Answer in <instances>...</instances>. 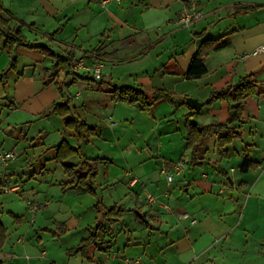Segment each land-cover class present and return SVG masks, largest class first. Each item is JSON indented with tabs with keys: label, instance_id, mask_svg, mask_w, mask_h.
Instances as JSON below:
<instances>
[{
	"label": "crops",
	"instance_id": "0c3cea01",
	"mask_svg": "<svg viewBox=\"0 0 264 264\" xmlns=\"http://www.w3.org/2000/svg\"><path fill=\"white\" fill-rule=\"evenodd\" d=\"M0 6L10 28L53 54L17 47L11 58L0 33V74L7 71L2 103L19 116L26 132L24 139L17 137L26 143L17 141L8 151L17 155L15 161L0 165V179L11 183L25 169L46 178L51 187V193L32 205L34 228L22 220L6 227L0 219L6 231L0 264H264V51L252 54L264 46V0H0ZM186 10L197 17L181 26L177 19ZM200 49L205 50L207 71L188 79L186 71ZM68 52L73 62L57 68L55 58ZM11 59L14 68L9 70ZM246 76L256 81L255 93L243 100L240 115L229 122L233 103L208 99L213 91ZM61 77L87 81L83 87L90 95L102 92L114 109L111 117L122 105L113 100V92L123 87L141 89L148 97L165 90L173 101H156L149 112L136 106L149 115L153 127L143 142L125 145L149 148L138 156L134 147L124 157L121 145L118 165L112 153L100 151L94 157L88 152L92 137L66 141L63 119L44 115L68 96V106L76 108L81 94L72 98L59 88L65 81ZM93 78L101 83L91 86ZM188 97L203 104L199 112L185 104ZM86 102L80 100L81 106ZM38 123V135L28 139ZM187 123L221 127L193 155L187 147ZM118 127L109 122L107 133L101 129L104 146L123 144L117 142ZM226 135L230 141L223 145ZM61 141L80 151L64 164L80 172L85 170L82 162L95 164L94 194L72 183L56 160ZM245 159L257 165L241 172ZM123 163L130 171H124ZM4 191L19 193L20 187L14 184ZM97 205L98 210L116 206L125 213L110 223L98 215ZM182 213L196 223L180 220ZM99 221L98 245L85 254L69 253Z\"/></svg>",
	"mask_w": 264,
	"mask_h": 264
},
{
	"label": "rangeland",
	"instance_id": "374dc122",
	"mask_svg": "<svg viewBox=\"0 0 264 264\" xmlns=\"http://www.w3.org/2000/svg\"><path fill=\"white\" fill-rule=\"evenodd\" d=\"M92 80L93 82L88 81L90 82L91 86H96V84L101 83L100 79L93 78ZM61 81H64V83L61 84L63 90L71 94L70 96H72V98L74 94H81V96L75 100L76 108L74 109L73 113L75 117H78L85 124L83 127L79 125L77 128L65 127V125H63L64 128L61 130L62 137L65 139L67 138L66 141L68 139H74V142H87L86 140L92 137V140L90 141L91 143L88 145V152L93 153L92 155H95L94 157L101 155L100 151L102 153H112L114 156V163L120 165L122 163V161H120V159L122 160V154H119L117 151L120 149V146H123L124 157L127 156V154H129L131 149H133L135 146L133 144V146H126L125 144L130 142H143L144 136L148 134V130L153 127V124L150 123V117L147 113H143L138 109V107L129 105L125 102H121L122 105L120 106L118 105V107L115 109V115L111 117L114 109H112V106L109 107L106 105L108 102L106 96L102 92L97 91H94V93L90 95V91L83 87L87 81L77 80L76 83H73L72 80H67L62 77L60 78V82ZM2 87L3 86L0 84V151L8 152L14 149L17 141L19 143H26L25 140L21 141V139H17L19 135H22L24 139L26 132L24 130V125L18 124L19 122H17L19 116L10 114L8 111L9 107L6 105V103H2ZM82 99H88V102H86L84 106H81L80 104V100ZM70 103H72V100H70ZM70 108L72 109L73 106H70ZM109 122L119 124L117 129L119 141L117 142H123V144L115 146L116 142L114 141L112 142L113 145L104 146L103 141L99 139L100 133H102L101 129L105 128L106 132L104 133H107ZM7 124H10L11 126H7ZM41 125L42 124L40 123L35 125L33 129L27 133V138L29 139L32 136L35 137L38 135L35 131L38 129L40 130ZM136 137H139V139H136ZM140 145L141 146H139V148L135 147L138 156L144 155L145 150L149 148L148 146L142 144ZM68 146L74 151V157H76L80 152L78 146L72 147L69 144ZM46 152L47 149L44 150L45 154H47ZM100 166L105 167V169H107V167L109 168V165L102 164ZM121 167H123L124 171H130L128 170L129 168L125 166V163H123ZM30 174L31 173L23 169V172L21 171L20 173L19 171L18 174H16L15 181L13 180L11 183L7 182L6 184V177L1 176L0 182L2 188L5 187V189H8L14 184H17L20 187V192L22 191L21 193L19 192L14 194L4 191L5 193L0 195V219L6 227H9L10 222L18 224L21 222V220L23 223H25V225L30 224L29 226H31L33 224L31 221H34L36 214V208H33L34 203L37 200H41L43 196L46 195V193H51V187L46 185L44 182V180H47L46 178L41 179L39 174ZM227 186L232 187L230 184H227ZM36 224L37 222H35L32 227L34 228ZM95 244L98 245V242ZM96 253L98 254V249Z\"/></svg>",
	"mask_w": 264,
	"mask_h": 264
},
{
	"label": "trees",
	"instance_id": "16d2710c",
	"mask_svg": "<svg viewBox=\"0 0 264 264\" xmlns=\"http://www.w3.org/2000/svg\"><path fill=\"white\" fill-rule=\"evenodd\" d=\"M10 18L4 17L2 7L0 6V33L4 35V49L11 56L15 48L24 47L29 49H35L40 53L53 56L51 52H49L46 48L41 46H33L30 45L25 37L20 33L19 30H15L10 28L9 26ZM213 40H207L206 43L211 42ZM219 44L216 45V47ZM205 55V50L200 49L193 56L190 65L186 71V77L188 79H197L202 77L206 73V67L203 63V57ZM74 58L72 56V52H68L65 58H55L54 63L57 68L64 69L69 66L73 62ZM14 68V61L11 59L10 69ZM6 73L4 71L0 74V84L2 86L6 83ZM256 81L252 76H246L242 78L236 85L229 86L225 90L213 91L211 93L210 98L207 103H211L215 100H227L233 103V106L230 109V117L229 122L233 119L237 118L242 110L243 100L255 93ZM61 83L58 85L60 88ZM62 87V86H61ZM114 100L117 102H125L132 106H138L141 111L149 112L154 102L160 100H167L172 102V96L169 92L165 90H156L153 92L151 97H148L147 94L141 89H134L131 87H123L120 89H116L113 92ZM69 99V96H68ZM67 99V101H68ZM57 103L48 108L44 115H49L50 113L56 114L60 116L63 121L65 127H79L84 126V122L81 121L78 117H75L72 109L68 106V102ZM80 122V124H79ZM220 128V125H208L201 126L197 124L187 123L186 124V132H187V147L192 150L193 155L196 154L198 149L202 146L205 137L214 129ZM223 127V126H222ZM223 145L229 143V136H224L221 138ZM74 151L68 146V144L64 141L56 147V160L62 164L63 170L67 177L71 180L72 183L78 185L84 189L85 192L89 194H94L93 188V180L96 175L97 168L94 163L82 162L81 167L85 170L80 172L76 166L66 165L64 161L73 157ZM257 164L250 161L249 159H245L240 166V171L245 172L249 168H254ZM3 194V188L0 182V195ZM97 213L101 217L102 220H107V222H115L125 213L124 210L113 206L108 209L98 210ZM101 221L97 222L93 233L89 235V237L82 241L76 248L69 251V253H82L85 254L86 249L90 246L95 245L97 241L98 231L101 229ZM6 237V231L3 225L0 222V247L2 246Z\"/></svg>",
	"mask_w": 264,
	"mask_h": 264
},
{
	"label": "built area",
	"instance_id": "2783aa9c",
	"mask_svg": "<svg viewBox=\"0 0 264 264\" xmlns=\"http://www.w3.org/2000/svg\"><path fill=\"white\" fill-rule=\"evenodd\" d=\"M196 17L197 16L194 13H190L189 11L186 10L180 14L177 21L181 26H188L192 23L193 19H195ZM260 51H264V46H261L259 49L255 50L254 52H252V54H256ZM16 157H17L16 154H14L13 152H2V151H0V165H2V166L7 165V163L14 161L16 159ZM178 167H179V165H177L176 169H178ZM169 180H170V177H169ZM7 190H9V188ZM146 199L150 202L153 201V199L150 195H147ZM165 209H167V207H165ZM178 218L180 220L189 219L191 224L196 223V220L193 219L191 216H189L187 213H182V214L178 215ZM128 264H138V261H132V262H129Z\"/></svg>",
	"mask_w": 264,
	"mask_h": 264
},
{
	"label": "water",
	"instance_id": "95a60500",
	"mask_svg": "<svg viewBox=\"0 0 264 264\" xmlns=\"http://www.w3.org/2000/svg\"><path fill=\"white\" fill-rule=\"evenodd\" d=\"M185 104L190 108V109H192L193 111H195V112H199V110L201 109V107H202V103H200V102H198V100H196V99H193V98H190V97H188V98H186V100H185ZM135 214H136V216L140 219V220H145L144 219V217H143V215L142 214H140L139 212H135Z\"/></svg>",
	"mask_w": 264,
	"mask_h": 264
}]
</instances>
